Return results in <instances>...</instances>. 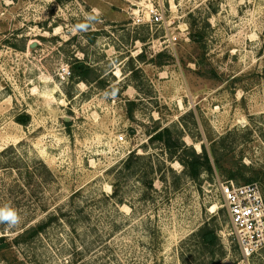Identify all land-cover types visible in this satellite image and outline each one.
<instances>
[{
    "label": "rangeland",
    "instance_id": "obj_1",
    "mask_svg": "<svg viewBox=\"0 0 264 264\" xmlns=\"http://www.w3.org/2000/svg\"><path fill=\"white\" fill-rule=\"evenodd\" d=\"M164 128L212 170L190 178ZM227 180L264 189V0H0V209L20 217L0 264H235Z\"/></svg>",
    "mask_w": 264,
    "mask_h": 264
},
{
    "label": "built area",
    "instance_id": "obj_2",
    "mask_svg": "<svg viewBox=\"0 0 264 264\" xmlns=\"http://www.w3.org/2000/svg\"><path fill=\"white\" fill-rule=\"evenodd\" d=\"M140 15L135 23H144ZM163 19L161 8H151L148 24H158ZM176 37L168 40L173 43ZM60 76L63 80L71 77L70 68L61 66ZM123 140V136L118 137ZM220 194L230 219L232 234L240 250V259L235 264H248L249 259L264 247V189L255 182L237 184L232 180L220 184Z\"/></svg>",
    "mask_w": 264,
    "mask_h": 264
},
{
    "label": "trees",
    "instance_id": "obj_3",
    "mask_svg": "<svg viewBox=\"0 0 264 264\" xmlns=\"http://www.w3.org/2000/svg\"><path fill=\"white\" fill-rule=\"evenodd\" d=\"M90 72V69L88 67H80V64H73L72 66V76L77 77V81H84L87 79L88 74ZM25 116V115H24ZM22 117L19 122L25 123L27 116ZM152 139H158L162 141L169 149V154L170 157L175 155V151L181 149L183 151V155L179 158L182 165L185 168L186 173L188 176L192 179L197 178L201 170H206V171H211V164L208 158L207 151L202 145V152L201 153H195V151L192 148H187L184 144H179L178 142H173L172 140V134L170 133V130L167 128H164L162 130L157 131L153 136H151L150 140ZM172 150V151H171ZM211 155L214 158V165L217 169H220V163H219V158L216 155V151L214 149L211 150ZM132 158H135L136 160H132ZM140 157L134 153L131 154V156L124 162V166L126 168L132 167V164L135 162V164L140 165L141 167L144 166V170H146L144 173L146 176L148 175V172L152 173V165L151 163L144 162V163H139ZM149 170V171H148ZM145 183L151 186L152 182L151 180H145ZM44 224H39L36 225L35 227H32L30 229L25 230L22 234L21 237H23L26 234L30 235H35L38 234L43 230ZM199 236L201 238V244L203 247H208V246H214L218 243L217 235L214 231L212 230H207L204 227L201 228L199 231ZM17 239H14V242ZM0 245L1 247H5L6 245L8 246L9 243L6 242L4 236L0 237ZM214 264V263H213Z\"/></svg>",
    "mask_w": 264,
    "mask_h": 264
},
{
    "label": "clouds",
    "instance_id": "obj_4",
    "mask_svg": "<svg viewBox=\"0 0 264 264\" xmlns=\"http://www.w3.org/2000/svg\"><path fill=\"white\" fill-rule=\"evenodd\" d=\"M20 220L17 212L12 209H0V222H8L9 225H15Z\"/></svg>",
    "mask_w": 264,
    "mask_h": 264
}]
</instances>
